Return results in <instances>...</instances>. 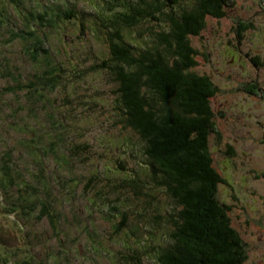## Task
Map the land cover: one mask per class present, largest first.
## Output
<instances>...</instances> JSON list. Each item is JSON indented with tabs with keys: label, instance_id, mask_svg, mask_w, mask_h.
<instances>
[{
	"label": "rangeland",
	"instance_id": "374dc122",
	"mask_svg": "<svg viewBox=\"0 0 264 264\" xmlns=\"http://www.w3.org/2000/svg\"><path fill=\"white\" fill-rule=\"evenodd\" d=\"M21 1V7H14L17 0H0V10L12 13L17 29L25 27L26 8L42 17L53 9L49 18L56 22L57 10L95 15V6L103 3ZM229 3L225 18L207 19L201 34L191 38L199 52L194 71L209 76L219 90L212 107L220 136L210 137L214 166L226 180L218 188V199L230 206L232 224L247 243L244 264H264V0ZM26 20L33 23L30 16ZM55 22L44 31V48L52 55L48 62L34 60L18 33L0 30V41L8 34L17 37L0 46V127L11 128L9 135L18 138L15 123L32 101L48 144L41 173L13 154L21 167L12 172L13 180L15 172L25 180L33 177L44 193V205L36 199V210L17 212L15 219L28 237H20L17 225L11 226L0 210L2 258L15 256L14 264H20L17 256L26 258L24 253L32 251L42 264H158L153 249L170 239L172 227L166 219L174 214L176 203L155 186L141 164L143 142L124 123L114 76L97 68L110 57L104 37L89 27L81 32L79 23L72 21L58 30ZM41 32L35 33L43 40ZM247 55L258 59L259 67ZM39 68L45 75H60L53 87H46L41 103L35 101L38 96L29 99L32 91L26 86ZM19 104L25 107L16 108ZM15 108L20 113L11 111ZM11 165L9 160L7 166ZM14 182H8L12 203L21 187ZM45 207L53 218L42 215ZM121 223L125 227L119 231Z\"/></svg>",
	"mask_w": 264,
	"mask_h": 264
},
{
	"label": "trees",
	"instance_id": "16d2710c",
	"mask_svg": "<svg viewBox=\"0 0 264 264\" xmlns=\"http://www.w3.org/2000/svg\"><path fill=\"white\" fill-rule=\"evenodd\" d=\"M100 1L103 3L95 6V15L84 11L78 15L72 9L57 10L60 16L56 22L49 18L53 9L44 13L43 18L32 12L36 15L33 23L23 14L26 24L20 29L15 27L12 13L3 9L0 10V30L18 33V40L27 43L29 55L32 53L33 59L40 62L52 60V55L44 48V36L47 38L44 31L52 22H59L58 30L70 21L78 22L81 32L88 27L98 30L108 45L110 57L97 68L108 70L114 76L124 123L143 142L141 164L155 186L165 189L176 203L174 214L166 219L172 227L170 239L153 249L158 264H243L247 259L246 245L232 224L230 206L218 199V188L226 180L216 170L210 151V137L220 136L212 107V99L219 90L209 76L194 71L199 52L191 43V38L199 36L206 28L207 19L226 17L229 0ZM39 20H44V24ZM37 30H42L43 40L36 36ZM144 32L149 34L150 42H147L148 36L142 35ZM15 38L8 34L7 39L0 41V46L11 44ZM251 60L259 67L258 59L251 56ZM41 70L32 74L31 83L26 85L32 91L29 99L38 96L35 101L40 103L46 87L60 79V75H45V70ZM28 102V107L20 106L22 103L16 106L25 107L24 115L16 112V108L11 110L21 114V120L15 123L18 138L9 135L11 128L0 127V187L7 190L11 187L8 182L15 181V185L18 181L21 187L11 205L23 211L36 210V199L44 205V193L33 177L25 180L15 172L17 178L13 180L12 172L21 168L13 154L32 167V171L34 167L41 173L44 172V168L41 170L44 152L48 150V144H44V124L37 123L40 120L36 106ZM13 114L12 123L16 116ZM51 147L55 146L51 144ZM9 160L13 166H6ZM41 184L44 185L42 181ZM45 208L41 211L43 216L49 215V208ZM119 226L122 231L125 224ZM36 241L43 243L38 238ZM24 254L26 258L17 256L15 261L42 264L34 253Z\"/></svg>",
	"mask_w": 264,
	"mask_h": 264
},
{
	"label": "flooded vegetation",
	"instance_id": "af4514ba",
	"mask_svg": "<svg viewBox=\"0 0 264 264\" xmlns=\"http://www.w3.org/2000/svg\"><path fill=\"white\" fill-rule=\"evenodd\" d=\"M244 243H245V245L247 246V243H246V242H244ZM246 246H245V247H246ZM247 259H248V257H247ZM247 259H246V260H247ZM244 263H246V262H244ZM244 263H243V264H244Z\"/></svg>",
	"mask_w": 264,
	"mask_h": 264
}]
</instances>
